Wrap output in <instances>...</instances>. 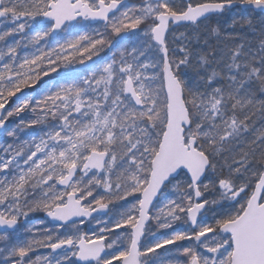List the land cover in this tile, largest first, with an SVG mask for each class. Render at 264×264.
<instances>
[{
    "label": "snow or ice",
    "instance_id": "6c2138e0",
    "mask_svg": "<svg viewBox=\"0 0 264 264\" xmlns=\"http://www.w3.org/2000/svg\"><path fill=\"white\" fill-rule=\"evenodd\" d=\"M0 264H264V0H0Z\"/></svg>",
    "mask_w": 264,
    "mask_h": 264
},
{
    "label": "flooded vegetation",
    "instance_id": "af4514ba",
    "mask_svg": "<svg viewBox=\"0 0 264 264\" xmlns=\"http://www.w3.org/2000/svg\"><path fill=\"white\" fill-rule=\"evenodd\" d=\"M42 217H43V214L42 213H38V214H34L33 217H32V219L33 220H36V219H40Z\"/></svg>",
    "mask_w": 264,
    "mask_h": 264
}]
</instances>
